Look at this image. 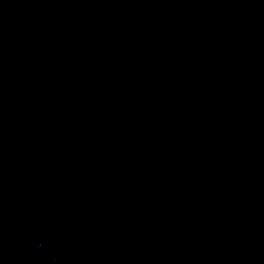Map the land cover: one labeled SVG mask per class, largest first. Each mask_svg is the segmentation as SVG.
<instances>
[{
	"label": "water",
	"instance_id": "obj_1",
	"mask_svg": "<svg viewBox=\"0 0 264 264\" xmlns=\"http://www.w3.org/2000/svg\"><path fill=\"white\" fill-rule=\"evenodd\" d=\"M0 264H264V0H0Z\"/></svg>",
	"mask_w": 264,
	"mask_h": 264
}]
</instances>
